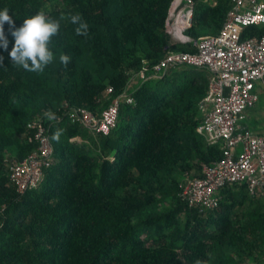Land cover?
Returning <instances> with one entry per match:
<instances>
[{
  "label": "trees",
  "instance_id": "trees-1",
  "mask_svg": "<svg viewBox=\"0 0 264 264\" xmlns=\"http://www.w3.org/2000/svg\"><path fill=\"white\" fill-rule=\"evenodd\" d=\"M173 1L0 0L17 28L41 12L60 23L49 45L54 59L36 72L11 64L14 40L4 25L0 264H264V191L226 186L210 211L180 195L225 157L224 142L210 144L198 132L210 71L182 66L139 78L144 60L198 50L174 36ZM194 2L187 35H218L234 1ZM263 35L264 26L251 25L243 39ZM65 54L67 65L59 59ZM125 91L135 102L121 106L110 134L79 119V109L101 114ZM41 125L53 159L40 185L20 193L11 165L39 149Z\"/></svg>",
  "mask_w": 264,
  "mask_h": 264
},
{
  "label": "built area",
  "instance_id": "built-area-1",
  "mask_svg": "<svg viewBox=\"0 0 264 264\" xmlns=\"http://www.w3.org/2000/svg\"><path fill=\"white\" fill-rule=\"evenodd\" d=\"M224 26L218 35L192 39L185 34L192 26L194 0H174L171 6L173 29L185 41L198 48L196 52L171 51L160 62L150 65L144 60L139 78L162 77L174 68L193 66L211 72L208 101L212 107L198 132L210 143L224 142V159L207 167L205 177L191 178L184 185L181 197L202 211L219 207L221 191L228 185H249L253 195L264 191V134L244 124L247 112L260 102L259 86L264 87V35L243 39L247 26H264V0H233ZM136 80H133L135 82ZM133 84V83H132ZM109 87L107 95L112 94ZM127 91L101 114L79 109L81 122L95 134H110L117 127L121 106L134 103ZM39 149L24 161L11 165L12 179L20 193L37 188L50 166L54 146L45 127L39 126Z\"/></svg>",
  "mask_w": 264,
  "mask_h": 264
},
{
  "label": "clouds",
  "instance_id": "clouds-1",
  "mask_svg": "<svg viewBox=\"0 0 264 264\" xmlns=\"http://www.w3.org/2000/svg\"><path fill=\"white\" fill-rule=\"evenodd\" d=\"M72 23H78L79 17L73 16ZM7 23L11 30L14 45L9 52L11 64L22 67L29 71H43L54 59V53L50 49L52 37L59 33L60 23L47 17L43 12L24 20L19 28L9 15V10H0V48L7 51L9 39L5 34L4 25ZM83 27L86 28V25ZM79 32V29L77 30ZM60 62L67 65L70 57L65 54L60 56ZM0 66H4V56L0 55ZM54 119L55 117H50ZM54 139L59 138V133Z\"/></svg>",
  "mask_w": 264,
  "mask_h": 264
},
{
  "label": "crops",
  "instance_id": "crops-1",
  "mask_svg": "<svg viewBox=\"0 0 264 264\" xmlns=\"http://www.w3.org/2000/svg\"><path fill=\"white\" fill-rule=\"evenodd\" d=\"M193 22V21H192ZM192 27V26H191ZM190 27V28H191ZM173 29V27H172ZM173 32H174V36L178 39H181L183 41H185V38L182 37L180 31L179 32H175L174 29H173ZM185 34L187 35V32L185 31ZM206 36V35H205ZM190 37V36H189ZM203 37V36H202ZM184 38V39H183ZM212 76L211 73L209 72V77ZM258 90L260 91V96H261V99H260V102L258 103V105L249 110L247 112V115H246V118L244 120V124L246 126H248L249 128L253 129L254 131L260 133V134H264V87L263 86H259ZM208 98V96H207ZM205 99V101L203 102L202 104V109H203V112H204V120H205V116L207 114V112L211 109L212 105L211 103L208 101V99ZM203 123V122H202ZM207 139V137H206ZM208 141V139H207ZM209 142V141H208ZM210 143V142H209ZM210 144H213V143H210ZM217 144V143H216ZM191 179V178H190ZM237 184H232V185H228V186H236ZM221 195H222V198H223V193L221 191Z\"/></svg>",
  "mask_w": 264,
  "mask_h": 264
},
{
  "label": "rangeland",
  "instance_id": "rangeland-1",
  "mask_svg": "<svg viewBox=\"0 0 264 264\" xmlns=\"http://www.w3.org/2000/svg\"><path fill=\"white\" fill-rule=\"evenodd\" d=\"M184 39V38H183Z\"/></svg>",
  "mask_w": 264,
  "mask_h": 264
}]
</instances>
